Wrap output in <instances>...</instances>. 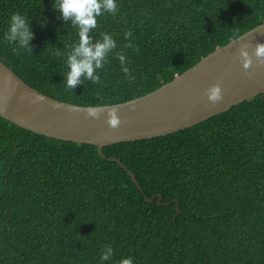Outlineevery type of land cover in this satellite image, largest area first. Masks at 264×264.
Segmentation results:
<instances>
[{
  "label": "trees",
  "instance_id": "16d2710c",
  "mask_svg": "<svg viewBox=\"0 0 264 264\" xmlns=\"http://www.w3.org/2000/svg\"><path fill=\"white\" fill-rule=\"evenodd\" d=\"M53 3L0 0V60L43 94L80 106L144 96L264 22V0H116L89 33L92 43L111 33L116 48L94 69L97 81L81 76L71 89L64 74L77 28ZM13 12L33 33L27 49L4 37ZM103 153L142 191L97 146L0 116V264H264V95Z\"/></svg>",
  "mask_w": 264,
  "mask_h": 264
},
{
  "label": "water",
  "instance_id": "95a60500",
  "mask_svg": "<svg viewBox=\"0 0 264 264\" xmlns=\"http://www.w3.org/2000/svg\"><path fill=\"white\" fill-rule=\"evenodd\" d=\"M264 42V22L218 47L198 63L160 88L135 99L112 105L80 106L56 100L27 84L0 60V116L31 132L97 146L99 155L117 162L142 191L136 175L116 157H108V145L167 136L197 125L256 96L264 95V62L254 48ZM252 59L242 66L240 49ZM219 84L222 99L208 100L205 90ZM92 108L96 115H89ZM162 195L149 198L152 202ZM177 213L179 201L175 200Z\"/></svg>",
  "mask_w": 264,
  "mask_h": 264
},
{
  "label": "clouds",
  "instance_id": "9594fccd",
  "mask_svg": "<svg viewBox=\"0 0 264 264\" xmlns=\"http://www.w3.org/2000/svg\"><path fill=\"white\" fill-rule=\"evenodd\" d=\"M54 8H58L63 19H71L77 28L78 43L73 47L67 56V71L65 83L67 87L73 89L76 84L81 82V76L97 81L99 77L94 74V69L102 67L106 54L109 50L116 48V40L111 33L104 32L101 38L95 43L91 42L90 31L97 25V17L102 12L115 13L117 11L116 0H54ZM130 33H125L128 36ZM4 37L9 41H17L21 48L27 49L33 38V33L24 15L13 12L9 16L8 28ZM254 54L258 61L264 62V42H257ZM242 66L247 69L252 63L246 48L240 49ZM122 71L127 75L128 68L125 65V55L118 53ZM208 100L216 102L222 99V90L219 84H213L205 90ZM89 115H96L94 109L89 108ZM111 246H106L101 255V260H108L112 255ZM119 264H133L131 257L122 258Z\"/></svg>",
  "mask_w": 264,
  "mask_h": 264
}]
</instances>
